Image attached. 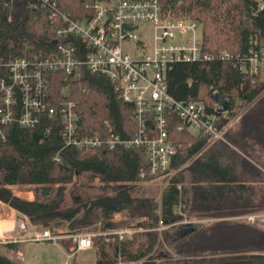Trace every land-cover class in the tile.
<instances>
[{
  "label": "trees",
  "instance_id": "trees-1",
  "mask_svg": "<svg viewBox=\"0 0 264 264\" xmlns=\"http://www.w3.org/2000/svg\"><path fill=\"white\" fill-rule=\"evenodd\" d=\"M95 1L49 0V4L39 2L33 8L27 0H0L2 58L40 51L48 54L56 48L52 2H57L61 11L83 19L93 12L86 4ZM161 1L176 15L184 14L203 24L205 52L234 54L232 59L174 64L167 76L169 93L178 100L203 101L209 113L220 116L219 125L235 120L236 131L227 129L224 135L244 156L257 149L264 152V74L250 75L242 69L243 61L247 68L250 62L236 58L248 57L250 49H264V10L258 9L256 0ZM64 80L63 74L53 76L49 96L52 117L45 112L30 128L13 124L6 129V139L0 137V201L34 224L50 229L75 231L96 226L104 232L114 226L111 220L117 213L127 211L143 218L138 225L145 230L131 239L121 241L114 235L99 234L95 264H264V254H258L264 251L263 229L237 220L184 223L175 212L181 195L188 217L263 211L264 198L257 200L250 194L243 173L255 177L261 172L257 166L220 139L178 130V119L169 117V134L178 145V153L170 166L172 183L160 199L161 186L146 182L153 176L140 177L141 171L147 170L144 148L104 146L85 154L65 145L58 106L62 98L77 101L82 136L104 135L106 120L124 138L132 137L135 127L132 104L120 97L105 76L88 71L70 76L66 97L62 95ZM215 92H221L229 102L225 114L216 110ZM239 102L245 110H236ZM96 180L99 184L94 185ZM14 187L32 190L35 199L27 200L32 194L17 196ZM68 191L72 205L64 207ZM159 211L163 221L171 224L162 231L163 244L158 242ZM6 247L18 250L21 245L8 243ZM161 258L163 262L158 263ZM0 264L22 263L0 252Z\"/></svg>",
  "mask_w": 264,
  "mask_h": 264
},
{
  "label": "built area",
  "instance_id": "built-area-1",
  "mask_svg": "<svg viewBox=\"0 0 264 264\" xmlns=\"http://www.w3.org/2000/svg\"><path fill=\"white\" fill-rule=\"evenodd\" d=\"M256 1L258 9L264 10V0ZM27 2L33 8H37L39 2L49 4V0ZM51 5L53 34L57 42L55 49L48 54L44 51L31 52L9 60L3 59L0 54V137L5 140L6 129L13 124L30 128L37 125L45 112L52 117L54 111L49 104V96L55 74L64 75V97L71 87L70 76H80L83 71L103 75L120 97L133 106L131 117L135 130L132 137L124 138L115 132L108 120L104 124L108 132L106 130L104 135L96 132L82 136L77 101L62 98L58 106L65 145L75 146L86 154L104 146L111 149L117 145L144 148L147 170H142L140 177L153 176L146 182H160L162 195L172 183L174 173L170 171V166L178 152L176 141L170 138L169 117L178 119V130L186 129L192 134L202 132L211 140H224L223 128H226L219 125L220 116L217 113L207 111L203 101L178 100L169 93V69L178 62L232 59L234 54L229 51L205 52L201 22L184 14L176 15L171 7H164L161 0H96L86 4L93 12L83 19L61 11L56 3ZM236 58L250 62L249 68L245 61L242 62V69L250 75L256 73L252 68L254 61L261 62L264 67V49H250L248 57L238 55ZM2 67L6 72L1 71ZM216 110L219 112V105ZM57 160L61 161V157L58 156ZM178 188L181 190L180 185ZM182 198L181 195L176 207L180 214L186 215V203ZM19 214L27 221L20 222L19 232L15 228H4L1 243L23 242L20 238L27 229L30 232L27 239L33 242L57 244L68 237L72 243L65 246L64 264L75 262L81 251L95 249L96 234L85 231V228L69 232L61 228H42L25 214ZM231 219L264 227V210L243 213ZM165 228L167 226L160 217L157 227L159 244L164 243L162 231ZM142 230L135 224V228L114 227L101 234L114 235L123 241ZM157 261L161 263L163 259Z\"/></svg>",
  "mask_w": 264,
  "mask_h": 264
},
{
  "label": "rangeland",
  "instance_id": "rangeland-1",
  "mask_svg": "<svg viewBox=\"0 0 264 264\" xmlns=\"http://www.w3.org/2000/svg\"><path fill=\"white\" fill-rule=\"evenodd\" d=\"M201 29H202V35H203V24L202 23H201ZM252 68L254 69V71H256V73H254L253 76L264 74V67H262L261 62L254 61L252 64ZM242 105L243 104L239 102L236 110H239L240 107L243 109L245 106L243 107ZM245 109L246 108H244V110ZM225 113L226 112H224L222 114H225ZM219 120H220V118H219ZM220 125L226 126V128H223V132H225L227 129L228 130L232 129L231 131H234V132L236 131V129L234 128V127H236L235 120H230L226 124L221 123ZM225 137L226 136L224 135V140H222V141L224 143L229 144V142L226 140L227 137H226V139H225ZM229 145H231L232 148L237 149L244 156V153L239 148H236L232 144H229ZM244 157L249 159L253 163V165L257 166L261 171L258 175H256V176L254 175L255 177L250 176L249 173H247V172H243L244 178H246V184L249 185L250 189H251L250 194H252L257 200L260 198H264V152L257 149L252 154H251V152L247 153V155H245ZM240 169H242V168H240ZM97 184H99V180L94 181V185H97ZM153 184H157V185L161 186L160 182L148 183L147 185H153ZM161 189H162V187H161ZM16 191H21L17 194L18 195L22 194V196H25V197H27V195L32 194V199H27V198H24V199H27V200H34L35 199V194L32 190H27V189L25 190V189H21L19 187H14V193L15 194H16ZM69 192L70 191H68L67 194L65 195V198L63 201L64 207H68V206L72 205V198L70 197ZM248 193H249V191H248ZM160 199H161V193H160ZM186 208H187V206H186ZM13 209L14 208H12L9 204L0 201V236L3 235V229L4 228H6V229H12V228L14 229L15 228L19 232L20 222L27 221L26 218H24V216L19 214V212L17 210H15V209L13 210ZM159 212H160V217L162 218L161 211H159ZM175 212L182 216V220L180 222H184V223L193 222V223L210 224V223L219 222L221 220H232L231 217L238 216V215L217 216L216 218L211 217V216H209V217L208 216L188 217L187 212H186L187 216L180 214L179 209L176 206H175ZM209 218H214V219H209ZM217 218H219V220H216ZM142 220H143L142 217L132 216V215H130V213H128L126 211L124 213L118 214L115 218V221H113V219L111 220L114 223V226L112 228L116 227V228L125 229V228H128L130 226L135 228V224L138 225L139 222ZM164 223L166 224V222H164ZM170 225L171 224H166L167 227H169ZM40 227H42V226H40ZM42 228H44V227H42ZM259 228L264 230V227H259ZM63 230L65 232H69V230H66L64 228H63ZM85 231H90V232H93L96 234L95 247H94L95 249L79 252L77 254L76 261L73 262L72 264H95L96 251L98 250L97 236L99 234H101V230H97L96 226H90V227L85 228ZM14 232H16V230ZM11 234H13V233H11ZM22 234H23V236H22L23 238H20V239H23L24 241L20 243L22 248L20 247L18 250H15L16 252L14 254L16 255V257L11 254L12 252L8 251V248L6 247V243H8V242L1 243L2 242L1 238H0V252L7 254L9 257L16 260L17 262L23 263V261L25 260L23 264H64L65 263L66 254H64L62 252L61 248H64V250H66L65 246L68 247V245L72 243L68 237H64L57 244H52V243H47V242H33L31 240H28L27 238L30 235V232L28 229L25 230V233L23 232ZM65 234H69V233H65ZM113 238H115V237H113ZM131 238H128V239H131ZM107 240L109 241V239H107ZM247 254L249 255L251 253H247ZM258 254H264V251L258 252Z\"/></svg>",
  "mask_w": 264,
  "mask_h": 264
},
{
  "label": "water",
  "instance_id": "water-1",
  "mask_svg": "<svg viewBox=\"0 0 264 264\" xmlns=\"http://www.w3.org/2000/svg\"><path fill=\"white\" fill-rule=\"evenodd\" d=\"M215 97L219 105V113L227 112L229 109V102L221 92H215Z\"/></svg>",
  "mask_w": 264,
  "mask_h": 264
},
{
  "label": "crops",
  "instance_id": "crops-1",
  "mask_svg": "<svg viewBox=\"0 0 264 264\" xmlns=\"http://www.w3.org/2000/svg\"><path fill=\"white\" fill-rule=\"evenodd\" d=\"M21 192V191H20ZM20 196H22V194L20 195ZM14 210V209H13ZM21 245V244H20ZM22 248V247H21ZM62 249V252L65 254L66 253V250H64V248H61ZM21 250V249H20ZM8 251H10V252H12L11 254L13 255V256H15L16 257V255L14 254L16 251L14 250V249H8ZM7 255V254H6ZM25 261V260H24ZM24 261H23V263H24Z\"/></svg>",
  "mask_w": 264,
  "mask_h": 264
},
{
  "label": "bare ground",
  "instance_id": "bare-ground-1",
  "mask_svg": "<svg viewBox=\"0 0 264 264\" xmlns=\"http://www.w3.org/2000/svg\"><path fill=\"white\" fill-rule=\"evenodd\" d=\"M52 3H56V4H57V2H52ZM57 5H58V4H57ZM81 151H82V150H81ZM82 153H85V152L82 151ZM177 153H178V152H177ZM85 154H86V153H85ZM140 175H141V173H140ZM19 192H20V191H16V194L19 193ZM17 195H18V194H17ZM18 196H20V195H18ZM20 197H25V196H20Z\"/></svg>",
  "mask_w": 264,
  "mask_h": 264
}]
</instances>
